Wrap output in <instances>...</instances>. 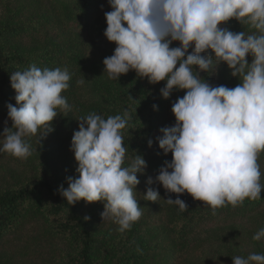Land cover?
<instances>
[{
	"label": "clouds",
	"instance_id": "clouds-1",
	"mask_svg": "<svg viewBox=\"0 0 264 264\" xmlns=\"http://www.w3.org/2000/svg\"><path fill=\"white\" fill-rule=\"evenodd\" d=\"M104 35L116 44L114 54L103 60L109 79L120 80L135 70L150 84L165 82L161 95L185 90L172 103L175 124L160 128L156 142L163 154H172L159 174L147 183L161 184L178 194L169 204L181 212L188 206L179 194L218 208L262 198L261 167L264 153V0H108ZM235 19L254 31L234 32L225 25ZM173 42L179 46L172 47ZM252 60L249 63L248 57ZM226 64L240 81L234 88L213 86L201 73H213ZM195 69V71H194ZM71 75L61 68L31 65L10 76L16 105H6L12 127L5 128L0 153L27 159L32 149L26 138L39 133V142L54 131L58 115L71 112L62 95ZM82 85L84 80H78ZM133 100V97H131ZM158 110L157 105H153ZM71 151L78 162V177H68L60 188L67 203L103 202V221L111 220L124 233L142 216L134 196L138 174L148 167L137 153L125 166L127 146L123 130L131 111L104 118L95 112L77 119ZM153 140H148L149 147ZM144 200L157 202L158 189L148 187ZM85 220L90 217H85ZM264 238L260 229L254 240ZM234 264H264V254L232 257Z\"/></svg>",
	"mask_w": 264,
	"mask_h": 264
},
{
	"label": "trees",
	"instance_id": "trees-1",
	"mask_svg": "<svg viewBox=\"0 0 264 264\" xmlns=\"http://www.w3.org/2000/svg\"><path fill=\"white\" fill-rule=\"evenodd\" d=\"M111 10L108 0H0V133L5 121L7 127L13 124L6 105L17 106L10 81L12 73L31 65L50 70L66 68L71 75L70 87L62 95L72 110L58 115L59 123L52 122L54 131L41 141L46 142L51 135L62 144L66 135L71 149L74 132L79 130L77 119L93 112L107 118L128 109L131 120L123 130L125 166L137 153L143 155L148 167L139 174L141 183L146 189H158L161 197L157 202L137 199L143 214L130 230L121 233L114 221L109 228L103 226V208L98 202L67 203L60 193L63 180L50 171L28 177L9 172L11 178L0 184V264H27L19 263L16 255L6 249L10 243L20 244L24 237L51 254L33 264H104L105 260L107 264H221L227 256V264H234L232 257L247 258L225 248L228 241L221 236L223 231L217 230L230 221L259 218L264 222V191L259 200L246 199L235 207L228 204L215 214L203 201L188 193L179 194L188 206L181 212L166 201L169 197L174 200L178 194L167 192L161 184L147 183L149 177L159 174L166 160L172 159L171 153L163 154L155 138L161 135L160 128L175 124L172 103L183 97L185 90L173 91L165 99L160 92L164 81L150 84L135 70L121 75L119 81L108 78L103 60L111 55L95 58L91 48L93 42H110L104 31L105 12ZM225 26L234 32L254 31L235 19ZM78 80L84 83L80 85ZM229 81L224 86L234 88L240 83ZM149 139L154 142L152 147ZM45 150L46 160L48 147ZM68 162L72 170L78 168L73 151ZM86 216L90 219L85 220ZM211 230L214 232L208 235ZM220 249L229 253L211 255V251Z\"/></svg>",
	"mask_w": 264,
	"mask_h": 264
},
{
	"label": "rangeland",
	"instance_id": "rangeland-1",
	"mask_svg": "<svg viewBox=\"0 0 264 264\" xmlns=\"http://www.w3.org/2000/svg\"><path fill=\"white\" fill-rule=\"evenodd\" d=\"M179 46V42H173L172 47ZM116 48V44L113 42H104V41H97L92 43L91 53H93L94 57H101V56H109L114 54V50ZM249 63H251V56L248 57ZM195 71V69H194ZM201 76L204 77L211 85L219 86L224 85L229 80L238 81L237 77L232 76L231 70L227 67L226 64H221L215 72L201 73ZM229 86V85H228ZM53 124L59 123V118L57 117ZM57 122V123H56ZM27 142L30 144L32 149V155L27 159H21L12 156L9 153H0V184L9 180V172L11 174L13 172H18V174H25L28 177L30 174L36 175H46V172L50 171L52 176L58 177L59 179L63 180L64 188H68V177H78V173L76 170H72V166L69 164L68 158L70 157L71 149L70 144L66 143V135H65V142L59 144L54 138L49 135L48 139L45 141L39 142V133L32 137V139L26 138ZM62 145V146H61ZM0 146L2 143L0 142ZM48 147V158L49 160H45L43 157L46 154V150ZM72 160V159H71ZM71 163V162H70ZM258 163L261 167V183L264 184V153H261L258 159ZM138 179L140 180V184L137 186V189H134V196L139 201H146L144 200V195L147 191L146 187L142 185L138 174ZM98 206H101L104 209L103 202H98ZM146 212H148L145 209ZM147 220V216L145 218ZM113 221L106 220L102 221L104 227L109 228ZM264 229V222L261 221L259 218L252 219H244L240 221H230L226 222L224 226L217 232L223 231L221 236L227 240L226 247H229V251L234 252L236 254H244L249 255L251 253H257L260 251H264V238L257 241L253 239V236L260 230ZM210 232H214V230L208 231V235ZM31 236H35L34 233ZM25 239L21 241L20 244L14 245L12 243L8 244L6 249L13 255H16V259L19 263L27 262V264H33V262H38V260L46 259L51 254L48 253L46 249L39 248L33 240ZM61 247V244H58ZM57 247V246H56ZM57 249V248H54ZM228 250V249H227ZM220 251V252H219ZM218 252L216 250L211 251V255L218 253L220 254H228L229 252L226 249H220ZM50 252H52L50 250ZM226 260L221 264H227L230 262L228 256L225 257ZM104 264H107L106 260ZM231 264V263H230Z\"/></svg>",
	"mask_w": 264,
	"mask_h": 264
}]
</instances>
